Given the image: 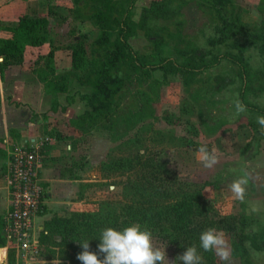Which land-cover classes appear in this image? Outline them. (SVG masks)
Wrapping results in <instances>:
<instances>
[{
  "label": "trees",
  "instance_id": "1",
  "mask_svg": "<svg viewBox=\"0 0 264 264\" xmlns=\"http://www.w3.org/2000/svg\"><path fill=\"white\" fill-rule=\"evenodd\" d=\"M39 1L41 5L47 2ZM136 2L72 0L70 17L89 22L98 30L91 41L85 33L66 43L59 40L52 32V21L67 17L54 7L45 15L22 14L15 24L2 28L7 35L0 36V77L12 65H26L43 84L44 91L52 96V110L59 106L58 93L69 95L73 82L87 87V92L79 93L84 109L70 119V124L80 133L103 129L112 140L120 139L140 122L155 118L154 102L169 76L181 75L190 98L197 102L210 103L230 91L232 109L233 101L239 98L247 111L217 123L210 133L241 116L247 118L252 133L239 149V161L232 167L225 166L228 170L240 167L239 174H243V165L259 153L264 138V131L256 122L258 116L264 115V104L260 101L264 91V23L255 30L239 26L234 17V0H152L143 7L139 21H135ZM189 4L195 6L201 17L192 30L182 27L179 18L183 14L181 8ZM159 18L171 22L174 30L149 25ZM138 28L151 42L144 52L135 50L128 40ZM168 41L173 43L177 57L164 54ZM45 44L48 50L43 53L39 48ZM28 48L35 55L33 59L26 57ZM59 49H66L70 56V65L63 70L55 66V52ZM253 58L259 60L257 68L251 65ZM224 61L231 65L228 71L210 75ZM165 119L169 123H182L173 114H167ZM115 165L137 171L128 182L129 192L121 211L100 217L95 227L89 228L83 226L79 216L54 214L44 222L39 234L43 245L59 247L52 249L49 257L68 264H82L77 259V254L83 251L80 241L89 240V251L97 252L98 258L103 259L104 254L98 252L102 230L108 227L123 230L139 224L142 230L147 229L171 246L175 258L195 245L202 264L216 263L215 252L203 251L199 241L204 230L213 228L230 234L231 256L238 257L241 264H264L261 215L244 211L220 215L213 201L203 194L204 186L210 183L193 187L183 182L155 155L122 159L111 168ZM161 198L174 200L162 203ZM45 210L43 207L39 214L43 215ZM74 241L79 244L73 245ZM5 245L6 239L0 233V247ZM6 256L9 262H15L12 249H8Z\"/></svg>",
  "mask_w": 264,
  "mask_h": 264
},
{
  "label": "rangeland",
  "instance_id": "2",
  "mask_svg": "<svg viewBox=\"0 0 264 264\" xmlns=\"http://www.w3.org/2000/svg\"><path fill=\"white\" fill-rule=\"evenodd\" d=\"M36 1L38 7L33 9L37 10L35 13L45 15L50 7H54L58 13L66 15V19L58 17L52 21V32L62 42L73 40L82 33H85L88 41L96 36L98 30L93 24L74 21L70 17L72 0H47L42 5L39 0ZM151 1L137 0L133 10L135 21H139L143 7L149 6ZM234 2V17L239 26L245 30H255L264 23V0H234ZM181 11L183 14L179 18L183 21L182 27L194 29L201 18L198 10H195L193 4H189L183 6ZM149 25L158 29L166 26L174 30V25L162 18L150 22ZM128 40L131 46L140 52L146 51L151 44L140 28ZM172 44L168 41L163 48L164 54L177 57ZM251 65L257 68L259 60L253 58ZM229 67L231 65L224 61L220 66L213 68L210 75L224 74ZM87 91V87L73 82L70 93L74 94L67 95V101L73 98L70 103L74 101L75 105L83 108L84 102L79 99V93ZM262 93L260 101L264 104V91ZM232 96L228 91L224 96H218L210 103L206 100L197 102L190 98L181 75L169 76L166 83L160 87L159 97L154 102L155 118L140 122L118 140H112L110 133L100 128L86 133L79 132L82 135L77 139V152L73 162L78 169L79 167L82 169V175L80 173L77 175L81 181L75 182L69 197L57 202H49L46 206L47 194H44L42 208H46L45 213L41 215L38 212L36 216L41 230L44 222L54 214L79 216L83 226L89 228L95 227L100 217L120 212L121 206L127 200L128 182L133 180L137 171L117 165L113 166L114 168L111 166L122 159H135L148 154L155 155L157 159L165 162L167 168L172 169L183 182L193 184L191 185L193 187L205 182L210 183L204 186L203 194L213 201L220 215H237L244 211L247 214L261 215L264 219V138L261 140L259 153L247 161L241 169L248 174L249 183L245 199L239 201L232 197L229 185L244 173L239 174L240 167L235 166L228 170L225 166L230 164L232 167L239 161V149L252 133L248 120L240 115L237 121L225 123L215 133H210L217 123L238 116L231 106ZM167 114L179 116L182 123H169L165 119ZM202 144H207L210 151L212 149L217 151L219 163L212 169H205L197 159V150ZM161 199H163L162 203L174 200V198ZM219 232L225 235L229 245L230 234L225 231ZM54 240L60 241L59 237H54ZM152 242L161 250L165 249L170 261L175 260V251L166 242L156 236H152ZM72 244L78 245L79 242L74 241ZM52 249L58 250L59 247L43 245L42 256L46 259L44 264H53V261L60 260L57 257H49ZM215 256L214 264H224L216 254ZM230 260L231 264H241L238 257L230 256ZM0 264L17 263L9 262L6 253L3 256V249H0ZM60 264H68V261L60 260ZM177 264L183 262L178 260Z\"/></svg>",
  "mask_w": 264,
  "mask_h": 264
},
{
  "label": "crops",
  "instance_id": "3",
  "mask_svg": "<svg viewBox=\"0 0 264 264\" xmlns=\"http://www.w3.org/2000/svg\"><path fill=\"white\" fill-rule=\"evenodd\" d=\"M37 7L36 0H0V36L7 35L3 27L15 24L22 14L37 12L33 10ZM39 50L45 53L48 45L41 46ZM26 57H35L29 48L26 50ZM69 65L70 56L67 50H57V70H63ZM66 95L58 93L59 106L52 110V96L44 91L43 84L26 65H12L0 77L1 233L2 216L9 206L7 163L14 146H32L45 135L50 137V141L43 145L44 148L42 146L39 168V177L47 194L45 206L49 202L69 197L75 182L81 181L77 175L82 173V169H78L73 161L77 152V139L82 134L71 126L70 119L83 111L84 104L83 108L75 105L74 101L68 104Z\"/></svg>",
  "mask_w": 264,
  "mask_h": 264
},
{
  "label": "clouds",
  "instance_id": "4",
  "mask_svg": "<svg viewBox=\"0 0 264 264\" xmlns=\"http://www.w3.org/2000/svg\"><path fill=\"white\" fill-rule=\"evenodd\" d=\"M233 104L237 115L247 111V106L239 98ZM256 122L264 131V115L258 116ZM197 159L205 169H212L219 163L216 149L210 151L207 144L198 148ZM248 183L247 173L234 179L229 185L232 197L243 201ZM99 239L98 252L104 254L103 259L98 258L97 252L89 251V240L80 241L83 251L77 254V259L82 264H177V258L183 264H202V256L195 245L187 247L183 254L170 261L165 249L161 250L153 244L151 232L142 230L139 224H131L123 230L108 227L102 230ZM199 241L203 251H214L224 264H231L230 248L222 232L209 228L200 234ZM53 264H60V260L53 261Z\"/></svg>",
  "mask_w": 264,
  "mask_h": 264
},
{
  "label": "built area",
  "instance_id": "5",
  "mask_svg": "<svg viewBox=\"0 0 264 264\" xmlns=\"http://www.w3.org/2000/svg\"><path fill=\"white\" fill-rule=\"evenodd\" d=\"M49 141L50 137L45 135L32 146H14L7 163L9 206L2 216L6 245L0 249L3 256L12 249L17 264L46 263L36 216L46 193L39 177L41 149Z\"/></svg>",
  "mask_w": 264,
  "mask_h": 264
}]
</instances>
